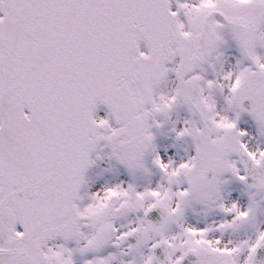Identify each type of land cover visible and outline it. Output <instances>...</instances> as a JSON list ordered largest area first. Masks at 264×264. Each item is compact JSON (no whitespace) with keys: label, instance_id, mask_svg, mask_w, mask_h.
Listing matches in <instances>:
<instances>
[{"label":"snow or ice","instance_id":"snow-or-ice-1","mask_svg":"<svg viewBox=\"0 0 264 264\" xmlns=\"http://www.w3.org/2000/svg\"><path fill=\"white\" fill-rule=\"evenodd\" d=\"M0 264H264V0H0Z\"/></svg>","mask_w":264,"mask_h":264}]
</instances>
